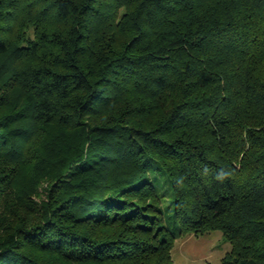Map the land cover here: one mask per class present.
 Listing matches in <instances>:
<instances>
[{
	"label": "trees",
	"instance_id": "16d2710c",
	"mask_svg": "<svg viewBox=\"0 0 264 264\" xmlns=\"http://www.w3.org/2000/svg\"><path fill=\"white\" fill-rule=\"evenodd\" d=\"M212 229L264 264V0H0V264H172Z\"/></svg>",
	"mask_w": 264,
	"mask_h": 264
},
{
	"label": "rangeland",
	"instance_id": "374dc122",
	"mask_svg": "<svg viewBox=\"0 0 264 264\" xmlns=\"http://www.w3.org/2000/svg\"><path fill=\"white\" fill-rule=\"evenodd\" d=\"M27 35L32 36V28H28ZM155 182L158 194L161 195V207L168 209L171 192L168 182L161 172L154 170L148 175ZM49 182H41L33 195V199H45ZM171 206V205H170ZM168 208V209H167ZM231 250L230 242L220 230H208L202 234L188 233L176 237L171 249L172 264H221V259Z\"/></svg>",
	"mask_w": 264,
	"mask_h": 264
}]
</instances>
